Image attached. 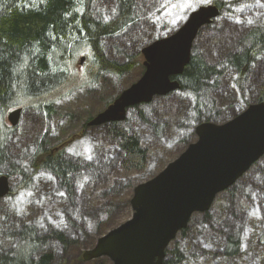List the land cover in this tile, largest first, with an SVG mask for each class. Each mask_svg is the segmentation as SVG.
Returning a JSON list of instances; mask_svg holds the SVG:
<instances>
[{
	"label": "rangeland",
	"instance_id": "rangeland-1",
	"mask_svg": "<svg viewBox=\"0 0 264 264\" xmlns=\"http://www.w3.org/2000/svg\"><path fill=\"white\" fill-rule=\"evenodd\" d=\"M115 1L93 0V15L105 20L113 18ZM223 1L226 7L199 32L194 47L206 62L222 72L216 86L205 91L204 99L213 111L220 112V121H227L256 102L264 83V55L242 80L223 63L247 31L264 25V0ZM209 2L141 0L137 22L117 36L103 39L105 59L118 64L129 62L155 39L180 27L190 12ZM83 63L75 66L79 75L84 71ZM143 72L140 64L122 76L103 73L95 82L59 100L49 117L34 108L24 110L13 130L5 115L10 163L29 179L23 183L21 173L15 172L9 178L11 195L0 200V252L17 250L18 240L10 233L29 224L40 235L56 230L75 242L63 247L50 240L45 252L53 254L52 264H110L106 258L83 261L81 256L95 246L100 236L131 217L133 188L158 174L178 157L187 141L195 139L191 130L192 99L178 91L140 106L147 123L132 109L119 123L137 136L147 151L145 171L123 169L124 154L117 141L108 136V124L84 127ZM41 146L62 148L63 157L80 167L72 177V197L51 173L34 166L33 156ZM208 215L195 214L185 233H179L170 247L179 248L184 264H264V156L215 198ZM228 236L239 243L238 253L229 257L223 254Z\"/></svg>",
	"mask_w": 264,
	"mask_h": 264
},
{
	"label": "trees",
	"instance_id": "trees-1",
	"mask_svg": "<svg viewBox=\"0 0 264 264\" xmlns=\"http://www.w3.org/2000/svg\"><path fill=\"white\" fill-rule=\"evenodd\" d=\"M140 1L116 0L115 15L105 20L93 15V0H0V175L11 178L19 172L23 183L29 179L10 163L6 147L8 132H5L8 128L4 123V117L10 110L34 108L49 117L59 100L95 82L103 73L122 76L141 64L140 52L125 64L110 62L105 59L102 46L103 39L115 37L137 22ZM209 4L217 6L220 11L226 7L223 0H210ZM262 55L264 25L247 31L236 50L228 53L223 63L242 80ZM81 56L84 57V71L79 75L75 66ZM221 73L219 67L206 62L193 45L190 61L183 73L172 78L179 83L178 92L192 99L193 137L195 127L200 123L223 122L220 121V112L213 111L204 99L205 91L217 82ZM256 102H264V83ZM131 109L147 123L140 105ZM107 132L124 154L123 169L127 172L145 171L147 151L141 146L140 139L118 123L109 124ZM189 143L187 141L185 147ZM33 164L51 173L65 193L73 196L72 177L77 175L80 167L63 157L62 148L50 150L41 146L33 156ZM204 216L209 217L208 212ZM186 229L180 234L183 235ZM10 235L17 238L19 246L14 252H0V264H52L53 254L45 252L50 240L63 247L75 243L56 230L40 235L29 224L22 225ZM172 243L166 249L164 264H184L185 257L179 248L170 249ZM238 251V241L228 236L223 254L229 257Z\"/></svg>",
	"mask_w": 264,
	"mask_h": 264
},
{
	"label": "water",
	"instance_id": "water-1",
	"mask_svg": "<svg viewBox=\"0 0 264 264\" xmlns=\"http://www.w3.org/2000/svg\"><path fill=\"white\" fill-rule=\"evenodd\" d=\"M220 15L215 5H202L189 13L172 34L141 50L144 72L86 126L121 123L129 108L149 104L155 97L179 90L173 77L188 65L198 33ZM84 58L80 59L82 64ZM21 108L6 120L16 127ZM196 140L161 172L135 186L131 217L100 236L82 254L84 261L107 258L111 264H164L165 250L195 213L211 208L215 197L232 187L264 156V102L250 104L221 123L203 122ZM10 192L8 177L0 175V200Z\"/></svg>",
	"mask_w": 264,
	"mask_h": 264
}]
</instances>
